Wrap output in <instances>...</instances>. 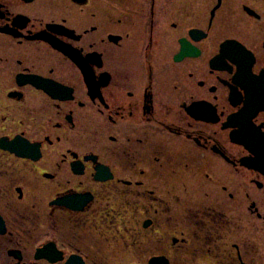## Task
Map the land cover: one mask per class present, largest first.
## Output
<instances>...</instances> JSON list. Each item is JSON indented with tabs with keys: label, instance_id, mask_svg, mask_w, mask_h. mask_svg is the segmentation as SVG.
I'll use <instances>...</instances> for the list:
<instances>
[{
	"label": "flooded vegetation",
	"instance_id": "obj_1",
	"mask_svg": "<svg viewBox=\"0 0 264 264\" xmlns=\"http://www.w3.org/2000/svg\"><path fill=\"white\" fill-rule=\"evenodd\" d=\"M0 264H264V0H0Z\"/></svg>",
	"mask_w": 264,
	"mask_h": 264
}]
</instances>
